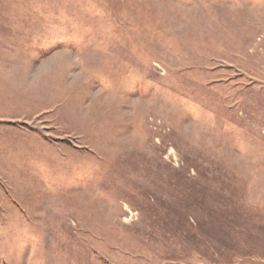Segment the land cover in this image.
<instances>
[{"label": "rangeland", "instance_id": "1", "mask_svg": "<svg viewBox=\"0 0 264 264\" xmlns=\"http://www.w3.org/2000/svg\"><path fill=\"white\" fill-rule=\"evenodd\" d=\"M0 264H264V0H0Z\"/></svg>", "mask_w": 264, "mask_h": 264}]
</instances>
